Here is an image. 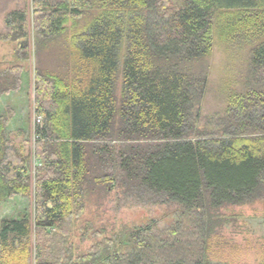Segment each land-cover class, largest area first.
Wrapping results in <instances>:
<instances>
[{"label": "trees", "instance_id": "1", "mask_svg": "<svg viewBox=\"0 0 264 264\" xmlns=\"http://www.w3.org/2000/svg\"><path fill=\"white\" fill-rule=\"evenodd\" d=\"M33 4L43 39L97 12L71 38L70 76L36 75L34 213L1 221L0 264H206L218 210L264 198V0ZM4 23L20 31L6 38L22 39L26 59L28 11L14 8ZM215 36L231 49L251 45L246 88L232 96L219 124L200 109ZM23 71H0V96L21 87ZM8 126L0 114V205L32 192L28 158L8 138ZM97 187L176 204L183 219L199 225L189 240L183 225L163 236L148 224L76 254L69 224Z\"/></svg>", "mask_w": 264, "mask_h": 264}, {"label": "rangeland", "instance_id": "2", "mask_svg": "<svg viewBox=\"0 0 264 264\" xmlns=\"http://www.w3.org/2000/svg\"><path fill=\"white\" fill-rule=\"evenodd\" d=\"M14 8L28 11V45L26 59L20 47L22 39H7L20 31L8 30L5 18ZM97 10L84 13L78 20H70L65 32L57 36L38 38L37 18L33 0H0V71L16 65L24 66L23 80L18 90L0 96V114L9 118L8 138L19 146L27 156L28 174L31 176L32 192L29 196L16 195L0 205V225L4 219H13L34 213V188L36 184V136L38 122L36 113V75L48 73L51 77L70 76V41L75 33L84 29L95 17ZM250 44L227 47L215 36L211 54L204 60L209 78L206 92L201 99L203 119L219 124L229 114L231 98L246 88ZM122 80L117 83L120 95ZM139 199L134 192L115 187L104 190L97 187L85 196L83 213L69 224V244L76 254L87 252L105 236L124 232L128 238L131 231L151 225L157 234L166 236L173 225H183L184 238L197 229L199 222H189L179 215L178 205L156 203ZM218 217L207 243L206 264H264V198L247 204L226 205L218 210ZM180 221V222H179ZM200 251V250H199ZM194 258L195 252H192Z\"/></svg>", "mask_w": 264, "mask_h": 264}, {"label": "built area", "instance_id": "3", "mask_svg": "<svg viewBox=\"0 0 264 264\" xmlns=\"http://www.w3.org/2000/svg\"><path fill=\"white\" fill-rule=\"evenodd\" d=\"M37 119H38V121H40V120H41V117H40V116H38V117H37Z\"/></svg>", "mask_w": 264, "mask_h": 264}]
</instances>
